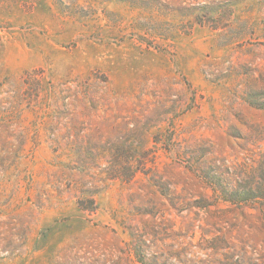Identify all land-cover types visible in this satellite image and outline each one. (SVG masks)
I'll list each match as a JSON object with an SVG mask.
<instances>
[{
  "label": "rangeland",
  "instance_id": "1",
  "mask_svg": "<svg viewBox=\"0 0 264 264\" xmlns=\"http://www.w3.org/2000/svg\"><path fill=\"white\" fill-rule=\"evenodd\" d=\"M0 264H264V0H0Z\"/></svg>",
  "mask_w": 264,
  "mask_h": 264
}]
</instances>
